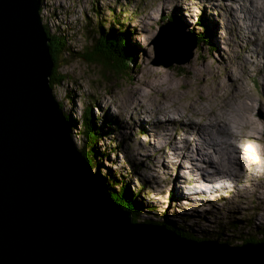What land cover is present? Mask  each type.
<instances>
[{"label":"rangeland","instance_id":"374dc122","mask_svg":"<svg viewBox=\"0 0 264 264\" xmlns=\"http://www.w3.org/2000/svg\"><path fill=\"white\" fill-rule=\"evenodd\" d=\"M39 3L45 30L67 40L69 51L59 60L57 57L53 73L54 78L58 75L63 78L52 84V92L63 114L76 123L74 127L70 123V136L76 148L80 150L85 144L86 152L91 145L78 127L81 113L87 106L90 105L96 118L97 130L103 128L102 137L93 144L99 153L87 155L93 173L100 179L105 177L106 182L111 180L115 189L121 180L127 181L132 192H136L135 199L143 206L138 217L140 222L152 220L179 226L181 231L196 239L217 240L216 237L221 236L229 244L235 243L232 245L244 239H264V217L261 215L264 194H246L244 205H241L239 186L226 183V188L217 193L212 188L214 177L197 168L202 166L199 169L210 170L215 176L220 172L232 176L231 169L208 155L194 156L191 160L189 154L201 149L183 138L184 132L194 131L206 133L205 141L208 133L214 135V142L207 143L208 149L230 164H234L233 156H236L237 171L232 172L243 174L244 180L239 184L249 186L252 181L264 187V59L258 57L262 51L256 45L258 39L264 43V30L261 27L253 29L254 25L264 26V22L256 15L254 0H39ZM232 11L238 12L240 17L234 20ZM208 15L211 26L205 31ZM197 17L202 18V24ZM99 21L104 23L101 25L103 33L112 28L122 33L130 32L134 63L127 70H106L101 64L79 57L93 45L96 38L93 30L99 26ZM178 31L187 40L192 38L190 34L196 37L197 33L204 34L207 39L200 42L198 50H194L184 64L154 65V40L159 36L167 37L164 33L169 36ZM186 66L190 73L183 74L182 70L179 75L175 73V69ZM158 85L161 86L156 88ZM219 86L221 88L217 89ZM134 97H138V102L133 101ZM139 101L143 104L138 105ZM191 102L211 109L203 115L212 121L221 120L219 111L225 113V110L227 115L248 116L254 122L247 120L246 125L252 126L249 130L254 129L250 131L254 142L257 141L254 144L263 148L260 160L257 158L260 169L253 157L244 151L247 171H243L239 150L246 146L241 138L231 139L227 132L230 126L226 123L213 126L207 119L194 114L189 116L188 112V120L182 117L183 120L171 124L172 130H166L163 126L166 122L162 121H173L177 117L164 116L158 107H165L168 115L178 114L189 111ZM134 106L137 108L133 109ZM146 106L149 113L143 112ZM103 118L114 125L105 124ZM189 119L192 130L182 126ZM124 122L136 125L129 127ZM216 129L217 134H214ZM157 132L171 134L158 138L156 143ZM220 132L230 139L227 145L223 138H218ZM226 155L228 158H224ZM209 200L216 202L208 204Z\"/></svg>","mask_w":264,"mask_h":264},{"label":"water","instance_id":"95a60500","mask_svg":"<svg viewBox=\"0 0 264 264\" xmlns=\"http://www.w3.org/2000/svg\"><path fill=\"white\" fill-rule=\"evenodd\" d=\"M164 34L152 63L188 62L195 35ZM49 41L39 0H0V264H264V240H196L132 220L71 139Z\"/></svg>","mask_w":264,"mask_h":264},{"label":"trees","instance_id":"16d2710c","mask_svg":"<svg viewBox=\"0 0 264 264\" xmlns=\"http://www.w3.org/2000/svg\"><path fill=\"white\" fill-rule=\"evenodd\" d=\"M171 16L166 18H170ZM165 19V17H164ZM197 21H199V23H201L202 18L199 17L197 19ZM104 23L102 21H99V26L97 28H94L93 32H95L96 34V38H94V43L91 46V48H89L86 52H83L79 55V57H83L87 62H91V63H97V64H101L103 66L104 69L106 70H113L114 72L117 71H124L127 70L129 65L131 63H134V60L132 59L133 57V52H134V46L132 44L129 43V35L130 32L126 31V32H120L112 29H109L107 32L103 33V29L101 28V25H103ZM117 27L119 28V24H117ZM204 29V28H203ZM206 30H210L209 28H207ZM48 37L50 38L49 41V50H50V54L52 57V60L54 61V67L52 70V74L49 78L50 81V86L52 88V84H54L55 82H60L63 78V76L58 75V78H54V71L56 69V60L58 57V60L60 57H62L63 55H65V53H68V49L67 47V40L65 38H63L62 36L58 35V36H53L50 35L48 30H46ZM204 33V31H203ZM204 39L206 40V36L203 34H196V48L195 50H198L199 48V44L200 42L204 41ZM207 42V41H206ZM58 68H59V64H58ZM183 72V71H182ZM178 74V72H175ZM184 74V73H183ZM82 118L80 119V123L78 124L81 130V133L84 135L85 141L90 143L91 145L87 148L88 150L85 152V144L82 145V147L80 148V150L82 151L83 155L87 158V155L91 156V152H94V155H96L95 153H99V150L97 147H95V141L98 140L99 138H101L103 132V128H99L97 130L96 125H95V121L96 118H94V116L91 113V108L90 105L86 107L85 110H83V112L81 113ZM71 125L74 127V125L76 124L74 119H70L69 120ZM104 123L106 124V122H108L107 118H103ZM109 124H112L110 122H108ZM114 125V124H112ZM108 128V126H106ZM75 130V128H74ZM100 156V155H99ZM97 158V157H96ZM89 161V160H88ZM90 163V162H89ZM92 166V165H91ZM103 177V176H102ZM113 177V176H112ZM105 179V177H104ZM104 179L102 178V182L105 184V186L107 188H109V190L112 192V197L113 199L120 204V206L123 209L129 210L131 212V216H132V220L134 222L139 221L138 217L142 212V203L140 201H137L135 199V194L136 192H132V190L130 189L129 185L127 184V181L121 180V184L119 185V187L117 189H115V187L111 184V180H109V182L104 181ZM106 180V179H105ZM113 182H114V178H112ZM119 181V180H118ZM165 213V211H164ZM141 222H149V223H153V224H159L158 222L155 221H146L143 220ZM164 224V223H163ZM165 226L173 231H175L177 234H179L181 237H187V238H192L191 236H189L186 232L181 231L182 227H176L174 225H166ZM235 226V225H233ZM187 229H190L189 227H187ZM196 239V238H193ZM204 238L201 239H196V240H203ZM207 239V238H206ZM216 239L221 242L225 241L226 243H228L226 240L223 239V237L219 236L216 237ZM264 240V239H262ZM251 241H260V240H253V239H244L242 240L241 243L244 242H251ZM235 244L234 242L231 243Z\"/></svg>","mask_w":264,"mask_h":264},{"label":"bare ground","instance_id":"6f19581e","mask_svg":"<svg viewBox=\"0 0 264 264\" xmlns=\"http://www.w3.org/2000/svg\"><path fill=\"white\" fill-rule=\"evenodd\" d=\"M211 2V1H210ZM254 2L256 3L253 7H254V9L256 10V15L257 16H259V18L264 22V0H254ZM244 8H251V7H245L244 6ZM252 11H254L253 9H252ZM208 12L209 13H211L209 10H208ZM206 13V12H205ZM207 14V13H206ZM232 15H233V18H234V20H236V19H238L239 17H240V15H239V13L237 12V13H235V12H233L232 11ZM209 16V19L208 20H206V22H205V27H204V30L206 31V29L207 28H209L210 26H211V23H210V15H208ZM199 17H197V19H198ZM201 24H202V21H201ZM210 25V26H209ZM256 27H261L263 30H264V26H259V25H254L253 26V29H255ZM212 28V27H211ZM252 30V29H251ZM259 32V31H258ZM262 34V33H261ZM264 34V33H263ZM264 36V35H263ZM256 45H257V47L260 49L261 48V51H262V55H261V53L259 52V54H258V57L259 58H262V59H264V43H263V40L261 39V40H259L258 39V42L256 43ZM254 54H256V52L254 53ZM257 63V62H256ZM189 66H186L184 69H181V68H177V69H175L174 71H176V72H178V74L180 73V70H182L183 71V73H187L188 71H189V73H190V70H189V68H188ZM263 67V66H262ZM258 68H261L259 65H258ZM264 68V67H263ZM170 69H172V68H170ZM161 73V72H160ZM157 74V73H156ZM177 74V73H176ZM150 83V82H149ZM218 84V83H217ZM161 85H158V86H155L156 88H159ZM147 87V86H146ZM170 87V86H169ZM174 87V86H173ZM144 88V87H143ZM142 88V89H143ZM217 88V87H216ZM219 88H221L220 86L217 88V89H219ZM155 89V88H154ZM163 89V88H162ZM167 89V88H166ZM175 89V88H174ZM160 90V89H159ZM158 90V91H159ZM171 90V89H170ZM211 90H212V88H211ZM141 91V90H140ZM144 91V90H143ZM157 91V92H158ZM216 91V90H215ZM137 92V91H136ZM139 92V91H138ZM156 92V93H157ZM177 92V91H176ZM219 92V91H218ZM159 93V92H158ZM165 93V92H164ZM175 93V92H174ZM179 93V92H178ZM214 93V92H213ZM163 94V93H162ZM168 94V93H167ZM209 94V93H208ZM173 95V94H172ZM175 95V94H174ZM207 95V94H206ZM141 96V95H140ZM208 96V95H207ZM206 97V96H205ZM209 97H211V96H209ZM136 100H133L134 102L135 101H137L138 102V97H134ZM133 98V99H134ZM143 98V97H142ZM211 99H212V97H211ZM213 100V99H212ZM126 104V103H125ZM139 104H143L141 101H139V103H138V105ZM190 109L188 108V110L189 111H183V113H175V114H170V115H168V114H166V109H165V107H162V106H159L158 107V110H160V112H161V110L163 111L162 112V114L164 115V116H171L173 119H174V117H177V119H174L173 121H171L170 119H167L166 121H162L163 123L164 122H166V124L165 125H163L164 126V128L166 129V130H172V128L170 127L171 126V124H173V122L174 121H180V120H183L182 119V117H187L186 119L188 120V112H190L189 113V116H191L192 114H194V116L196 117H198V116H201V118H205V119H207L208 120V122L209 123H213V126H218L219 124H221L222 126H224L225 124L224 123H226L227 125H229L230 126V129L229 130H227V132H228V135L231 137V139H234L235 141L236 140H238L239 138H241V141H244V144H245V146L246 147H243L242 146V144H241V146L244 148V150H243V148L242 147H240V152H241V154H240V158H241V162H242V165H243V171H247V168H246V166H245V160H246V155L244 154V151H245V153L246 152H248L249 153V155H251L252 157H253V160H255V162L257 163L256 164V166H257V169H260V162L257 160V158L259 157V155L262 153V150H263V148H262V150H261V148L260 147H258L257 145H255L256 143H257V141L256 142H254V140H253V138L251 137V133H250V131L253 129H251V130H249V128L250 127H252V126H250L249 128L246 126L248 123H247V120H249L250 121V123H253L254 124V122H252L251 121V119L248 117V116H246L245 114L243 115V117H239V116H237L235 113H234V115H231V114H229V115H227L226 114V110H225V113L223 112V111H219V113H221V115H220V117H222V119L221 120H219V121H217V119H214L213 121H212V118L211 119H209L210 117H207V116H205V115H203V114H207V112L208 111H210L211 109H209V110H207V109H203V107H198V106H196L193 102H191V104H190ZM133 107V106H132ZM143 107V106H142ZM147 107V106H146ZM137 107L136 106H134V108L133 109H136ZM126 110H128L129 109V107H126L125 108ZM144 110H143V112H146V113H149V109H148V107L147 108H143ZM213 109V108H212ZM130 110V109H129ZM184 110V109H183ZM185 110H187V109H185ZM212 111V110H211ZM139 112H141V110H139ZM158 112V111H157ZM175 112V111H174ZM223 112V113H222ZM155 113V112H154ZM170 113V112H169ZM184 113H186V116H183V114ZM247 113V115H249L248 114V112H246ZM151 114V113H150ZM199 114V115H198ZM213 114V113H212ZM214 116L216 115V114H213ZM212 115V116H213ZM160 116V115H159ZM159 116H157V117H155V118H158ZM165 118V117H164ZM163 118V119H164ZM201 118H199V119H201ZM108 119V118H107ZM219 119V118H218ZM108 121H111V120H109L108 119ZM138 121H139V118H138ZM253 121H255V120H253ZM259 122V121H258ZM257 122V123H258ZM263 122V121H262ZM261 122V123H262ZM124 123H127L128 124V126L129 127H131V126H134V125H136V124H133V123H128V122H124ZM138 124V123H137ZM259 124H260V122H259ZM251 125V124H250ZM257 125V124H256ZM182 126H184V127H186V128H188L189 127V130H192V127H191V123H190V119H189V121H188V123H182ZM244 126H246V127H244ZM244 127V130L242 129ZM195 129H197V130H199V128H195ZM152 130L153 131H157V130H154L153 128H152ZM249 130V131H248ZM256 130H257V128H256ZM259 130V129H258ZM217 129L214 131V134H217ZM253 131H254V129H253ZM252 132V131H251ZM221 134H218V138L220 137V138H223L224 140H225V142H226V145L229 143V138H227L226 137V135H225V133H223V132H220ZM171 134V133H170ZM170 134H160L159 132H157V135H158V137H157V139H156V143H158V138H160V137H163V136H169ZM184 134L185 135H183V138H188V140H189V142H190V144L191 145H198L199 146V149H201V150H198V151H196V152H193V153H190L189 154V156H190V159L192 160L193 159V157L194 156H212L213 157V159H215L216 161H218L221 165H223V166H225V167H228V168H230L231 169V174H232V176H230V173H222V172H220L219 173V176H215L213 173H212V171H210V170H207V169H199L200 167L202 168V166H199V168H197L198 170H200V171H203V172H205L207 175H212L214 178L212 179V188L218 193V192H220V191H223L226 187H224V185L226 184V183H229V184H235V185H237V186H239V199H241V201H240V203H241V205H244V202H243V197L247 194V195H249L250 193H254V194H258V195H261V196H263V194H264V192H262V189H263V191H264V187L262 188L261 186H259V185H255L254 184V182H252L251 181V184L249 185V186H244L243 184H239V182H243V180H244V178H243V174L242 173H233L232 172V170H236L237 171V167H236V156H233V159H234V164H230V163H228V162H226L225 160H223L217 153H215V152H213V151H211V150H209L208 149V147H207V143H212V142H214V135H212V136H210V133H208V136H207V140L205 141V134L206 133H202V132H199V131H194V132H184ZM254 134H255V132H254ZM187 135V136H186ZM245 135H246V138H245ZM225 137V138H224ZM168 138V137H167ZM224 140H223V143H224ZM258 140V139H257ZM220 143H221V141H220ZM223 143H221V148H225L224 146H223ZM255 143V144H254ZM240 146V145H239ZM215 150V149H214ZM247 154V153H246ZM224 158H228V156L226 155ZM249 158L247 157V160H248ZM259 159V158H258ZM260 160V159H259ZM262 160V159H261ZM252 164V163H251ZM261 164H262V162H261ZM91 166V165H90ZM197 166V165H196ZM206 166H212L210 163H206ZM92 167V166H91ZM198 167V166H197ZM92 169V168H91ZM235 171V172H236ZM92 173H93V169H92ZM94 174V173H93ZM259 175L261 176V173L259 172ZM99 178V177H98ZM262 178V177H261ZM99 180L102 182V180L99 178ZM255 181V180H254ZM257 182V181H256ZM103 183V182H102ZM104 184V183H103ZM259 184V183H258ZM105 185V184H104ZM219 200H221V198H218ZM217 200V199H216ZM216 200H209L208 201V204H209V202L210 201H214V202H216ZM263 217H264V213L263 214H261ZM264 219V218H263ZM164 225V224H163ZM165 226V225H164ZM166 227V226H165Z\"/></svg>","mask_w":264,"mask_h":264}]
</instances>
